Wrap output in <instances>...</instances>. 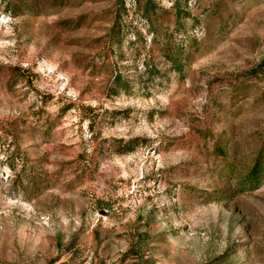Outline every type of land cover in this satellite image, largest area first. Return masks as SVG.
Masks as SVG:
<instances>
[{
  "label": "rangeland",
  "instance_id": "obj_1",
  "mask_svg": "<svg viewBox=\"0 0 264 264\" xmlns=\"http://www.w3.org/2000/svg\"><path fill=\"white\" fill-rule=\"evenodd\" d=\"M264 0H0V264H264Z\"/></svg>",
  "mask_w": 264,
  "mask_h": 264
},
{
  "label": "trees",
  "instance_id": "obj_2",
  "mask_svg": "<svg viewBox=\"0 0 264 264\" xmlns=\"http://www.w3.org/2000/svg\"><path fill=\"white\" fill-rule=\"evenodd\" d=\"M262 65H264V63ZM259 161H260V156H258L257 161L254 163V166L251 168V171L247 174L244 183V187L246 189L256 188L258 185L261 184L264 178V170L261 167Z\"/></svg>",
  "mask_w": 264,
  "mask_h": 264
}]
</instances>
